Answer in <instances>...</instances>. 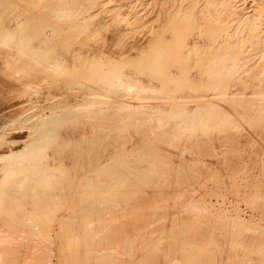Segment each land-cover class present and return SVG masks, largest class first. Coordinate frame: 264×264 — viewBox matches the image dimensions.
<instances>
[{"label": "bare ground", "instance_id": "6f19581e", "mask_svg": "<svg viewBox=\"0 0 264 264\" xmlns=\"http://www.w3.org/2000/svg\"><path fill=\"white\" fill-rule=\"evenodd\" d=\"M110 1L111 0H28V1L27 0H0V16L1 15L3 16V17L1 16L2 19H4V17L7 18L6 21L2 20L4 25L2 26V28H0V41H4V42H1V44L2 43L7 44V46H8L10 44L5 43V41L12 40L13 45H16V43H14L15 42L14 40L16 39L14 37L16 35V32H14L15 33L14 34L11 31L12 26H14L15 28H17L16 26H18V25L21 26V28H20L21 31L19 32L20 34H18V36H20L19 41L18 40L17 41L20 43V45L22 43L26 42L25 44H28V47H29V45L31 43H33V41L35 43L38 42V39L41 36H44L47 38L46 35H50V36L52 35L53 36L54 34L56 35V37L54 35V38L59 39V41L57 42V44L59 43V45L62 44V43H60V40H62L65 43V41H68V39L74 38V37H75V39H77V40H75V42H77V41L79 42V40H81V39L83 40V37H81L80 39L77 38V37H80V35H81L80 31H82V35L84 36V34H86V33L88 34L89 28H87L88 30L86 31V33H83L85 31L83 29L92 25V26H94L95 31H96V29L97 30L100 29V31L102 30L101 32H104L105 40L107 41V43L108 42L109 43L116 42L118 39L117 42H119V40H122V44H123V41L125 42L124 39H126V37H127L126 34L129 33L130 36L128 35V37L131 39L129 40L127 37L129 42H127V44H126L127 47H125L128 49V52L125 51V53H128V54H125L123 51L122 52H123V55L125 54L126 56L129 55L128 57H131L133 55L132 52H135V51H130L131 52V54H130V52H129L130 48L132 47L131 50H135L134 47H135L136 43H138L139 41L142 40L141 38H139V39H141L139 41H137L138 39L132 40V37H134L133 34L135 35V32H138V29H140V32L137 35H140V33L142 34V31H143V30L141 31L142 26L141 27L138 26V28H137L138 24L135 23L136 24L135 25L133 22L137 21L139 19H141L143 21V19L140 17L141 16L140 14L142 12H144L146 9H148V7H145L146 9L144 8L145 10L142 11L141 13L139 12L140 13L139 14L135 10L136 4H139V2L137 3L138 0H135V3H136L135 4L134 0H132L133 1L132 3L135 4V5L133 4L135 11L133 10L134 11L133 12L132 9H130V12L131 11L133 13L136 12L135 14H139V18L137 17L138 15L137 16L135 14L131 15V16H136V18H137L136 20H133L131 22L135 25L133 27L134 28L136 27L137 29L136 28L135 29L137 31H135V30L132 31L133 27L131 26L132 32L128 29L129 32L127 33L125 24H127V27H129L130 23H128V22L124 23L125 21L123 18L122 19L123 22H122V20L120 21V22H122L123 26H120V27L121 28L125 27V29L124 28L121 29L119 26H117V27L115 26V24H118V23H116L117 21H115V20H119V19H115L114 18L115 16L112 15V13H114L115 10H113L112 7H110V5H108ZM125 1L123 3H125ZM129 1L130 0H128L127 2L130 5L131 2H129ZM147 1H148V3H150V2L152 3L154 0L153 1L147 0ZM155 1H157V0H155ZM170 1H173V4H174L175 0H170ZM170 1H169V3H170ZM180 1H181V3H179L178 7L176 6L177 7L176 9H179L181 7L180 12H181V10H184V11H182V13H180L177 10L179 12V14H181V17H180V15L177 13L180 17V19L178 20L179 22L175 18L174 20L177 21V23L176 24L173 23L175 26L172 29H170L172 31L165 32L162 35L163 41H165L164 44H166V46L167 45L168 46H172V45L176 46V44L179 45L178 43H181L184 45L185 42L187 43V40L189 42L190 41L194 42L193 40H191V39L189 40V38H188V37H190L189 33L191 32V30L193 31V29H191V28L192 27L194 28V26H193L194 24L191 23V24H193L192 26L190 24L191 18H189L188 15L191 11H192L191 14L195 11V7H194L195 1L190 0L191 2H188V5L190 4V6H188L187 2L185 1V4L188 7L187 9L185 7V4H184L185 9H182L183 8L182 3H184V1L183 0H180ZM196 1L198 2V0H196ZM208 1L209 2H207V0H206L207 4H205V2H203V1L202 2L204 4L200 3V2L199 3L203 4V5H210L214 8H217L219 10V12H218L219 15L222 14L224 16V19L222 21L223 22L222 25L220 24V26H218V27H209L208 28V33H207L208 36L213 38L214 40L220 39L221 41H223L227 44L232 43V46L224 49V53L220 57H218V60H216L217 63L221 61V67L220 68L218 67L219 69H217L214 72V74H212L211 76L210 75L208 76V77H210L209 78L210 83L208 82L205 90H206V93H207V90H210V89H212L214 91V92L212 91L213 94L211 95V98H209L210 96L208 97V95H206V94H202V95L197 94L195 96H191L188 98V96L186 97L187 94L185 96H183L184 92L182 91V89H181L182 87H181L180 90L183 93H181L180 90L177 89L178 90L177 91L175 89L178 93L181 94V95L178 94L179 95L178 97L181 99H179L177 97L176 98L177 100L175 101V102H177V104L179 103V105L175 106L172 104L174 102V101L172 102V99L174 100L175 95L174 96L172 95V97H169L170 94H168L169 96L166 97L167 94H165V93L168 92L167 89H170V87L172 85L173 86L171 87V89L177 88V87L179 88V86H181V81H180L181 78L178 77L179 74L177 76V72H178L177 69H173L177 72L175 74H172L173 72H175V71H173L171 73L172 75L169 74L171 76V77H169V79H171L172 81H169V83L166 81V80H168V79H166L168 76H166L167 74H165L167 70L165 71L162 68H164V66L167 64H164L163 61H162L163 63H161L159 60L160 58L162 60L163 57L165 58V56H167L164 54V52H161L165 48V45H164V48H162V50H161V48L159 49L161 54L159 53V51H158V53H156L157 51L155 52L156 53L155 56H154V54H150L151 56L153 55L154 57H156L158 54L161 55L158 59L156 58L154 60V59H152L153 56L150 57V55H149V53H152L151 48H150L151 51L150 52L148 51L149 53L147 52V54H146L145 52H143L144 50H146L145 48H143L144 46H142L143 44H145V43H143L141 46L144 50L141 53H142V55H144V58L142 57V55H140V57L143 58L142 59L143 61H144V59H149L150 61L152 59L153 60V61H151L152 63L151 62L149 63V65H151V67H152L153 63H154L153 64L154 66L155 65L157 66L158 64H155V63H156V61L158 63V60H159L161 65L162 64L163 65H162V67L160 66L158 68L162 69L163 72L165 71V73H163L162 71H160V73L162 72L163 74H165L164 76H166V78L162 77L163 76L162 73L161 74L159 73L162 76H160L158 74L159 70L157 69V67L155 69L157 71V73H154V74H158V75L157 76L154 75V77H152L153 73H151V72H156V71H153V69L155 67H152V70H149V69H151V67L146 66V65H148L147 64L148 61L145 60L146 62H144V63H146V64H143L141 58H140L141 61L140 60L139 61L142 62L143 65L139 63L141 66L138 68L141 69V67L142 68L144 67V69H143V70H145L144 72L149 70L150 73H149V71L144 73L142 70H140V72H139V70L135 71V69H137V68L132 69L134 67V66L133 67L131 66L132 62H130V65H129V61H127V63H128L127 64L126 61H124L125 58L121 59V60H123L122 63L125 62L126 65L125 64H123V65H125L126 67H129V68L132 67L131 70L128 69V70H124L122 72V69L126 68L124 66L123 67L119 66V68L122 67V69H119L118 67H117L118 69H115L116 67L112 61V58H113V60H115L116 58L114 59L115 56L111 57L110 54H109L110 56L108 55L109 56L108 57L106 55L107 54L106 51H108L107 50L108 47L105 48L106 46H104L103 49H106L105 55L108 58H110V61L112 62V64H111V62H109L108 64H110L111 66L113 64L114 65L111 68L107 67L109 69V70L107 69L108 71L105 70L104 68H106V66L108 65V64L104 65L105 60L104 61L102 60L103 61L102 64L100 63L101 60L98 63V61L100 59L99 56L101 58H103V56H101L99 54L95 55L100 50H98V51L95 50V52L93 51L94 53L92 54L91 57H93V55H94V57L95 56L98 57L96 59L97 60L96 64H99L100 67L98 68L96 66L98 68L97 69L98 71L93 70L94 73L92 75L95 74L97 79H96L95 75L92 77H89L91 75L88 76L90 78V79L88 78L89 83L92 82L91 84H88V85L86 83L87 87L89 86L88 89L90 88L91 90L97 91L98 94H101V95H106L109 97L112 96L116 99V100L114 99L115 100L114 102L121 103V104L123 103L124 105L126 104L125 106L127 107V105H128V109H129L130 104L125 102L123 96L129 95L128 98H132V94H135V95L137 94L138 96L136 95L135 97L136 98L138 97V99L133 97V98H135V102L132 99L133 104L135 103L133 106L137 105L136 102L139 103L141 101L139 103L140 104L139 108L141 109L140 106H142V104H143L142 103L143 99L147 98L144 101L148 103L149 101H147V100L148 99L150 100L149 96L151 94L148 97L143 96L142 100H141L142 97L139 98V96H140L139 94L142 93V91H144V93H146V91L147 92L149 91V93L151 91L154 92L155 90H157V88L155 90H153L154 88L153 87L150 88V85L151 86L153 85L154 87L159 85L158 92H154L152 94H156V93L159 94L160 93V95H161V93H163V92L162 91L159 92L160 89H163V90L165 89V92L163 93L164 95H161V96H165L164 98H168V99L172 98L171 100L169 99L170 101L168 100V102H164L165 105L169 106V108H162L163 110L162 109L160 110V107H155V106H157V104H155V103H160V102L157 101L158 98L155 101L153 100V98H155V95H154V97H151V96L150 97L152 98L151 100H153V103L155 106H152L153 103L152 104L150 103L151 105L148 103L149 106H151L150 108L153 109V107H155V109L153 111L150 109V111H151L150 114L146 115L145 111L142 112V110H145L146 106H148L147 103H145V104H143L145 108L141 109L140 111L139 110L137 111L138 115H141L143 113L141 115V117L136 115L137 113H133L132 112L133 110L131 111L132 116H130L131 112L129 113L127 108H126V110L129 113L128 116L127 117H121L124 114L123 111H125L124 106L122 105L123 108L120 107L122 109L121 112H123L122 115H119L117 113L119 106H116L118 108V109L116 108L117 109L116 112L113 111L116 115L120 116V117H117L114 114L113 115L107 114L109 112L108 108L113 103V101L111 102V99L109 100V102H106V103H105V101H107V100L102 101L105 104H107V103L111 104V105H109L108 108L106 107L107 109L104 108L106 111L103 109L105 111L104 115H102V114L100 115L99 113H97V112H100L102 110L103 106H101V104L103 105V103L99 104L98 103L99 101L97 102V100H95L97 102L98 106H101V107H98L101 110L100 111L95 110V112H94L93 109H95V107L93 108V106H94L93 102L89 101L93 105L91 107V105H89L91 103H89L87 100V102H85V103L86 104L89 103V104H87L86 106L91 107V109L89 108L87 111L89 112V114L93 111V115L91 116L92 113L90 114V116L92 117L91 120H90V117H88L86 114L88 112L85 111L86 106L84 104L85 108L84 107L83 108L80 107V108H81V110L83 109V111L86 112L85 113L86 117H85V115L83 116V113H82L83 117H81V119L82 118L86 119L88 117L87 120H90V121L88 122V121L84 120L85 121V123H84V121L82 119V123L84 124V127L81 126L83 129L81 127H79L80 125H83L80 122V125L78 124L79 126H78V131H77V128H76L77 123L74 126L72 124L75 123L74 120H76V119L79 120L80 116L78 115L77 118L75 117L73 120L74 122L73 123L70 122V125L74 128H72V129L69 128V129H71V130L76 129V131H77L76 134H74L73 131H71L69 129L68 130L71 132L67 131L68 132L67 133V132H65L66 128H65V130H63L64 128L62 129V127H61V129L64 131L65 134L59 135L60 138L58 140L56 139L57 140L56 142L54 141L56 143V145H55L56 149L54 150V148H53V154H52L54 156L53 157L51 156L52 159L46 158V161H44L45 160V154L47 152H49L50 147L45 148L39 142L40 141L39 140L40 139V132H41L40 127L44 123L48 122V119L45 118L44 114L38 116V118L40 119L39 121L42 123H36V124L30 123L31 121L34 120L33 115L31 117L29 116L30 118L28 120H26L27 124H29L27 126L29 132H28L27 138L21 140V143L24 144V147L22 146V149L12 150L16 142L15 143L13 142L12 144H10L12 141H10V143L8 142L13 147L11 148V150L9 152L0 154V264H50L51 262L49 263L50 260L48 258V257H50V254L48 255V253H49L48 251L51 252V250H52L51 247L53 244L52 234H51V227H52L51 225L53 222L56 221L58 215L62 216V214H59V212L61 210L65 211L64 208H66V210L68 209L69 211H68L67 215L62 216V218L59 217V219L61 218L58 222V225L60 223V225H59L60 227L58 226L59 230H57L59 233L57 237L62 240L61 246H60V254H61V252H63L65 250L64 254L62 255L63 264H130V263L132 264L133 260H134L133 264H175V263L176 264H217L216 263L217 257H219V256L227 264H231L232 263L231 254H228V251L226 250L227 245H226L225 240H224L225 235H224V233H222V232H224L225 229H226V231H225L226 234L230 238L229 246H232V247L235 246V249L237 250V251L235 250V252H237V255L235 253H233V258L235 255L237 261H239V259H240V261H239L240 264H264V229H263L264 227H261L258 224L255 225L252 222H248V221L246 222V220L243 221L240 217L237 216V217H234V218L226 221L225 229L221 228L219 225H218L219 228L217 227V229H216V228L212 227L211 220H215V222H218V221L220 222L221 219H224V217H223V214H221L222 213L221 211L215 210L214 205L212 207H210V204L207 201V196H209V197L216 196L217 197L220 194L218 191L219 190L218 188L220 186V183L223 182V181L222 182H220V181L224 175H223V173L221 174L220 170H219V168H221L220 166L223 165L222 162L221 163L219 162L220 164L218 163L219 159H220L219 161H221V159L223 160V158H224L225 159V160H223V161H225L224 164H226V166H228L230 170H231V168H233L232 174L230 173L232 170L231 171L229 170L230 174L227 172L228 177H229L228 182L230 181V179L233 180L231 182L235 183V181H236V178L234 177L233 173H236L235 170H236V168H238L237 166L239 164V160L242 158L240 154L243 151V150L241 151V149L239 147L240 143L237 142L238 139L236 140L237 136L240 135L239 134L240 133L239 128H241V126H242L241 124H243L241 122H244L245 121L244 119H246L247 121L251 122L252 125H254V126L260 125L259 126L260 129H261V126H263L262 129H264V83H263L264 80L263 79L260 80V81H262V83L260 81H257L258 82L257 87H255L256 85L253 84L254 85L253 90H252L253 93H251V94L247 93V95H250V97L244 93V92L249 91V88H248L249 86L248 87L245 86V89H247V90H245L243 87V90H245V91H243L242 86H244V85H243V83L242 84L240 83L241 81H244V84L247 83V85L249 82L250 83L251 82L256 83L255 77H257V79H258L259 75H260V73L259 74L256 73L258 70L257 71L254 70L255 73H253V72L247 73V72L251 69V67H253L254 63L257 62L253 59H257L258 57H261V58H259V60H261V64L264 63V56H263L264 55V19L262 20L260 18L263 13L261 14V16H258L255 13L258 8L255 9L256 6L254 5L255 7H253V9L256 10L254 12L253 9L251 7H249L250 6L249 3L252 2L254 4L255 1L254 2L251 1L247 4H246L247 0H208ZM159 2H160V0H159ZM163 2H164V0H163ZM163 2H161V3L162 4L166 3V2H164V3ZM177 2H175V3H177ZM142 3L146 4L144 2H142ZM161 3L158 5L160 6ZM255 3H257V2H255ZM110 4H111V2H110ZM166 4H168V2ZM177 4H175V5H177ZM180 4H181V6H180ZM121 5H123L122 2H121ZM129 5L126 6V3H125L124 7L122 6L123 8L120 7V9L121 10L124 8L126 9V7H129ZM133 5H132V8H133ZM256 5H258V4H256ZM111 6H112V4H111ZM138 6H141V8ZM138 6L137 7L141 11L142 10V4H139ZM143 6H146V5H143ZM156 6H157V4H155L154 7H156ZM159 6H158V8H159ZM173 6L174 5H172V6L170 5L171 9L173 8ZM113 7H114V5H113ZM130 7H131V5H130ZM161 7H162V5H161ZM168 7L166 5L165 8L164 7L163 8L168 10L169 9ZM206 7L201 6L202 10ZM151 8L153 9V7H151ZM151 8L146 10V11H148V13H149L151 11ZM198 8H200V7H198ZM262 8H263V5H262ZM114 9H116V8H114ZM128 9L129 8H127L126 10H128ZM139 9H138V11H139ZM155 9L156 8H154V10ZM157 9L155 11H157ZM171 9H169L170 12H171ZM260 9L258 11H260ZM160 10L157 12H160ZM198 10H200V9H198ZM210 10H211V7H210ZM263 10H264V8H263ZM122 11H124V10H122ZM122 11H120V12L123 13ZM155 11H151V12H155ZM177 11L174 10L175 13ZM205 11L207 12L206 9H205ZM157 12L154 13V14H156V17H158ZM170 12L168 11L166 13H170ZM197 12H199V11H197ZM208 12H210L209 9H208ZM261 12H264V11H261ZM161 13L162 12H160L159 14H161ZM200 13H203V12L200 11ZM210 13H212V12H210ZM115 14H117V13L115 12ZM126 14L129 15L130 13H126ZM126 14H123V15L126 16ZM151 14H148V15L150 16ZM154 14H153V16H154ZM171 14H173V16L172 17L170 16V19H169V21H171L170 22V28L172 27L171 26L172 21L174 22V20L171 18H173L175 15H177V14L174 15V13H171ZM204 14H206V13H204ZM123 15H122V17H125ZM144 15L142 14L143 17H144ZM168 15H170V14H166L165 16L167 17ZM219 15H218V17H221ZM163 16L161 18H163ZM129 17H130V15L128 17H126V20H130L132 18L131 17L129 19ZM154 17H152V15H151V18H154ZM156 17L154 19H156ZM204 17H206V15ZM263 17L264 16H262V18ZM91 18H93L92 23H91ZM133 18H135V17H133ZM158 18L160 19V16ZM188 18H189V21H188ZM206 18H208V17H206ZM210 18L212 19L213 17H210ZM147 19L150 20L149 17ZM163 19L165 20V17ZM145 20H146V18H145ZM148 20H146V22H147L148 26L150 27L152 25L153 26L155 25V23H156L155 21H160L162 19L154 20V21L152 20V22L153 23L155 22V23L154 24L152 23L151 25H150L151 21L148 23ZM164 20H162L163 25L160 26V28L163 27L162 29H164L167 26V24L169 26L168 19L166 20V21H168V23H166ZM114 21H115V23H114ZM138 22H141V21L139 20ZM146 22L143 25V26H145V27H143L144 29L146 28V25H145ZM160 22H158V23H160ZM164 24L166 26H164ZM62 26H65L66 29L65 28L64 29H65V31L67 30L68 32H65ZM153 26H152V28H153ZM60 28L63 29V31H64V32L62 31L63 33L58 32V30L61 31ZM156 28H155V32H156V30L162 31L161 29H158V28L156 29ZM90 29H92V31H93V28H90ZM18 30H19V28H18ZM146 31H148L147 33L150 34L149 30L146 29ZM151 31H154V29H152ZM165 31H166V29H165ZM130 32L132 35L130 34ZM143 32L146 33L145 31H143ZM96 33H99V31H97ZM147 33L144 35L147 36L148 35ZM151 33H153V32H151ZM158 33L160 34L161 32H157V34ZM91 34H93V33L91 32ZM95 34H94V36H95L94 38L96 39L98 35L96 36ZM192 34L193 33H191V36H193ZM101 35H99V36H101ZM50 36L48 37L49 40L46 39L47 42L42 40V39H44L42 37H41L42 39H39V41L40 40L43 41L41 43H43L44 47L47 45L48 41L49 42L51 41L50 39L52 37H50ZM142 36H143V34H142ZM150 36H151V34L149 35V37ZM160 36L161 35H159V37ZM102 37L100 39H102ZM204 37H205V35H204ZM54 38H52V39H54ZM92 38H93V36H92ZM156 38L154 36V39H153V37L150 39L154 40L153 43L158 44L157 42L160 40H157ZM88 39L89 38H87V40ZM145 39H146V37H145ZM54 40L52 41L51 46L49 44L50 49L52 47H54V45L52 46L53 43L56 44V42H54ZM57 40H55V41H57ZM156 40H157V42H156ZM88 41L91 42V40H88ZM88 41H87V43H86V41H84V42L88 45L90 43ZM95 41H97V40H95ZM98 41H100L99 38H98ZM196 41H197V39H196ZM44 42H46L45 45H44ZM75 42H73V44H71L72 43V41H71V43H68V45L72 46V48L74 49L73 45L76 44ZM78 42H77V44H78ZM144 42L147 43L148 41H144ZM19 43H18V45H19ZM35 43L31 44V46L32 47L34 46L33 48H35L37 46V48H38V45L40 43H37L38 45H36V46H35ZM85 43H83V45ZM93 43H94V40H93ZM148 43H151V42H148ZM191 43H189V44H191ZM57 44L55 47L58 50V47H61L63 44L61 46L58 45V47H57ZM79 44H80L79 47H81L80 42H79ZM95 44H97V43H95ZM100 44H103V43H100ZM113 44H114L113 48L119 45V43H118V45H115V43H113ZM122 44H120V45H122ZM155 44L153 47V51L155 48L156 49L158 48L157 46L155 47ZM247 44L251 45V49H248L246 47ZM23 45H22V47L24 49V47L26 45H24V46ZM137 45H136V47H137ZM161 45L159 47H163L162 42H161ZM195 45H196V43H195ZM214 45H216V43H214ZM31 46L29 48H31L33 50V48ZM47 46H46V48L49 47V46L48 47ZM93 46H94V44H93ZM110 46H111V44L109 45V47ZM124 46H125V44H124ZM147 46L151 47L152 44L151 45L147 44ZM181 46L182 45H180L179 47L182 50L183 47L181 48ZM184 46L189 48L188 46H190V45H188V46L184 45ZM4 47H5V45H4ZM4 47H2V48H4ZM28 47H26L25 49L27 50ZM86 47L83 49L81 47V49H82V51L84 50L85 54H88L87 51H90V50L86 49ZM212 47H214V46H212ZM212 47H210V48H212ZM8 48L11 49L12 47L10 46ZM39 48H38V50L37 49H35V50L38 53H41L42 51L40 52ZM72 48L68 47L67 49L66 48L61 49V50L59 49L60 51H62V50L64 51L66 49V52L65 51L63 52L65 54L63 55L62 53H60V55L62 54L65 57V55L67 53L69 54V52L73 51ZM75 48H76V46H75ZM89 48L91 49V52H92V49H94L95 47L92 48L90 46ZM100 48H102V45ZM117 48H119V47H117ZM138 48H139L138 50L136 49L137 51L142 50L140 46ZM9 49H8V53L10 52ZM14 49H15V53L18 50H19V52H17V53H20L21 46L19 49V47H17V45H16L14 47ZM23 49H21V50L24 53L26 50L25 49L23 50ZM31 49L28 51L31 52L32 51ZM69 49H72V51H68ZM150 49L148 48L147 50H150ZM172 49H174V48L172 47ZM5 50L7 51V49H5ZM175 50H177V52H178L177 47ZM28 51H26V53H28ZM36 51H32V54H33V52H36ZM74 51H75V49H74ZM101 51H104V50H101ZM166 51H167V48H166ZM185 51H183V52H185ZM189 51H191V52H189ZM189 51L188 52L190 54H188V55L189 56L193 55V53H192L193 51L190 49H189ZM37 52L34 54L35 55L37 54V56L38 55L40 56V54H38ZM78 52H80V51H78ZM78 52L75 51V54H74V52H72V56L70 53L69 55L71 58L68 57V55H66L65 59L68 57L69 60L70 59H72V60L69 61L68 59H66L65 62H67V60H68V62H72L73 60L77 59L78 57H79V60L81 61L82 59L87 58L86 56L89 55V54L83 55L85 57L84 58V57H82L81 54H77ZM91 52H90V54H91ZM198 52H199V50H198ZM198 52L195 50L194 54L197 53V56H199ZM4 53H6V52H4ZM4 53H3V55H4ZM8 53H7V56L5 54L6 57H4L5 60H3V62H4V64H3L4 69L3 70H5V72H3V74L7 72V74L10 73V75L12 74L14 77H17V78H18V76L22 77L23 75H25V76H29V79H31L30 76H32L34 79L41 77V76L37 77V76H39L38 75L39 72H41V74L43 73L42 72L43 69H41V67H40V61L41 60H38L39 61L38 62L39 63V68H38L39 71H38L36 69L37 67L35 68V66H34V69H33L30 65H26L27 63L24 64V61H22V60H21V63L19 64L18 62L20 59L17 61L18 65H16V64L13 65L14 60H9L11 54H8ZM26 53H24V54L27 55ZM46 53H47V51H46ZM99 53L103 54V52H99ZM108 53H110V52H108ZM115 53H117V52H115ZM120 53L121 52H119V54ZM135 53H137V52H135ZM162 53L165 56L164 55L162 56ZM204 53H205V51H204ZM12 54H14V50H13ZM34 54H33V56H34ZM73 54H74V56H73ZM114 54H112V55H114ZM117 54H115V55L118 56ZM179 54H177V55H179ZM75 55H77V56L79 55V56L75 57ZM136 55H138V54H136ZM145 55H147V56L149 55L148 56L149 58H145ZM33 56H31V58L34 60L35 56L34 57ZM42 56H43V53L41 55V58H47V56H45V57L44 56L42 57ZM63 56H62V58H64ZM80 56L82 57V59L80 58ZM133 56H134V58H133ZM133 56H132L133 59L132 58L131 59L136 62L137 58L135 60V57H137V56H135V54ZM12 57H13V55H12ZM38 57L36 59H38ZM74 57H75V59H73ZM91 57H89V59H91ZM121 57H122V55H121ZM117 58L119 59L118 61L121 63L119 56ZM138 58H139V56H138ZM173 58H174V56H173ZM59 59H60V61L58 60L59 64H57V66L55 63H54V65L52 64L54 66V68H59V67L64 68L65 63L62 65L60 64V62H62L64 59L62 61H61V57ZM127 60H129V58ZM171 60H172V58H171ZM46 61H47V59H46ZM46 61L44 60V63H43L44 66H46V68H50V69L53 68L52 65L51 66L48 65L51 62L48 63V61H47L48 64L46 65V63H45ZM51 61H53V60H51ZM54 61H55V59H54ZM84 61H81V66L77 65L79 67V68L77 67L78 69H80V67L83 66L84 67V68L82 67L83 71H84V69L86 70V67H89V66H84L87 64L88 60L86 62H84ZM90 61L91 60H89L88 64L90 63L89 65L92 67L93 64H95V60H94V63L92 65H91ZM251 61H255V62L252 63ZM22 62H23V64H22ZM35 62H36V60L34 61L33 65L37 64V66H38V63L36 62V64H35ZM41 62H43V61H41ZM75 62L77 64V60ZM75 62H72V64ZM82 62H84V63H82ZM107 62L108 61H106L105 63H107ZM211 62H214V64L216 63L215 60L211 61ZM169 63H171V62H169ZM257 63L260 64V61ZM43 64L41 63V65H43ZM69 64H67V66H66L67 68H68ZM78 64H80V63H78ZM82 64H84V65H82ZM139 64L137 61V63H135V67H136V65L138 66ZM75 65H73L74 68L76 67ZM101 65H102V67H101ZM103 65H104V68H103ZM110 65H108V66H110ZM120 65H122V64H120ZM132 65H133V63H132ZM70 66H69V70L72 69L71 68L72 66L71 67ZM116 66H117V63H116ZM145 66H146V68H145ZM170 66L171 65H169V67L168 66L167 67L170 69V68H172ZM257 66H259V65H257ZM262 67H263V64H262ZM0 68L2 69L1 66H0ZM46 68L44 69V72H45ZM82 68H81L80 72H77V73L81 74ZM168 68H166V69H168ZM173 68H175V67H173ZM261 68L256 67L255 69H259L261 72ZM8 69H10V70L7 71ZM13 69H14V71H13ZM40 69H41V71H40ZM50 69L47 70V71H49V73H47V74H50ZM53 69H51V72L56 71ZM64 69L61 71H64ZM240 69H243L246 72L245 73L244 71H242L245 73L247 78L246 77L243 78L242 75H240L243 73L238 74L236 77V74L238 73V71ZM59 70H60V68L58 69V71ZM67 70L68 69H66L65 71H67ZM69 70L67 72H69ZM89 70L90 69L88 68V72H89ZM170 70H172V69H170ZM208 70H209V68H208ZM252 70H253V68H252ZM37 71H38V73H37ZM91 72H92V70L89 73H91ZM62 73H64V72H62ZM73 73L76 74V71L75 72L73 71ZM73 73H71V74H73ZM84 73H87V72L85 71ZM147 73H149V75ZM185 73H187V72H185ZM262 73H264V72H262ZM54 74H56V72L53 73V75ZM145 74H147V75H145ZM150 74H151V76H150ZM200 74H202V73H200ZM207 74H208V72H207ZM0 75H1V73H0ZM45 75H46V73H45ZM59 75L61 76L62 74H59ZM54 76H56V75H54ZM60 76H58V77H60ZM64 76H66V75H64ZM64 76L62 77L63 79L64 78H65V80L69 79V78L66 79V77H64ZM67 76L70 77V74L67 73ZM73 76H71V80L74 81V82H71L72 84L77 82V81L72 79ZM75 76H79V75L77 74ZM80 76H79V78H80ZM158 76L161 78V80H159L160 83L157 80V78H159ZM188 76H189V74H188ZM200 76L201 75H199V78H200ZM205 76H206V73H205ZM261 76H262V74H261ZM261 76H260V78H261ZM8 77H10V76H8ZM8 77H7V79H8ZM43 77H42V79H44ZM93 77L95 78V82H93V79H94ZM155 77H157V78H155ZM81 78L83 80H85L84 76ZM86 78H87V76H86ZM184 78L185 77H183V79ZM190 78H193V77H190ZM46 79L48 80L47 77H46ZM82 79H80L79 83L83 82L85 84L84 81H81ZM178 79H179V81H177ZM194 79H193V81H194ZM197 79H196V81L198 82L197 86H196V84H194L193 86H196V88L199 89L200 82ZM251 79H254V82ZM37 80H39V79H37ZM76 80H78V78ZM90 80H91V82H90ZM0 81H2V80H0ZM85 81L88 82L87 79ZM165 81L167 83H165ZM173 81H175V82L172 84L171 82H173ZM182 81L184 82L185 79ZM27 82H29V81L27 80ZM44 82L45 81H43V83ZM177 82H179V83H177ZM189 82H190V80H189ZM189 82H188V84H190ZM40 83H41V81H40ZM83 83H81V84H83ZM154 83H156V86ZM157 83H158V85H157ZM193 83H196V82H193ZM204 83H206V82H204ZM252 83H251V85H252ZM31 84H32V82H31ZM39 84H38V86H39ZM63 84H65V83H63ZM69 84H70V82H69ZM75 84H78V83H75ZM168 84H170V85H168ZM174 84H176V85H174ZM178 84H179V86H178ZM185 84H186V86L188 85L187 81H185ZM238 84L241 86L240 89L243 92L238 88L239 87ZM259 84H261V85H259ZM31 86L33 87L34 83ZM36 86L37 85H35V87ZM40 86H41V84H40ZM81 86L82 85H80V87H79L80 89H81ZM193 86H191V87H193ZM188 87H187V90H188ZM41 88L44 89L45 87H41ZM86 88H84V89H86ZM191 89L193 90V94L197 90L195 88H191ZM201 89H200V91H201ZM46 90H47V88H46ZM86 91H87V89H86ZM86 91L84 90V93ZM170 91L175 94L174 90H169V92ZM239 91H241V92H239ZM10 92H13V91H10ZM15 92L16 91H14V95H15ZM188 92H190V91H188ZM220 92L222 94H224L223 96H225L224 97L225 99L223 98V96L222 97L219 96V97L222 98L221 99L222 101L223 100L225 101L226 106L230 105V107H227V108H229V110H227L225 108V106H221V107L215 106V104H214L215 99L214 98L216 96L217 100H219L218 99L219 97H217V96L221 95ZM86 94H88V93H86ZM158 94H156L157 97H159ZM190 94H192V91L190 92ZM112 97H110V98H112ZM160 98H159V100H161ZM127 100L128 99H126V101ZM136 100H138L139 102ZM151 100H150V102H151ZM178 100H181V101L178 102ZM79 101H81V100H79ZM166 101H167V99H166ZM51 102H52V100H51ZM161 103L159 105H161ZM164 103H162L163 106H165ZM221 103H224V102H221ZM121 104H119V105H121ZM218 104H216V105H218ZM47 105H44V106H47ZM62 105H63V102H62ZM82 105H83V103L81 104V106ZM133 106H132V108H133ZM54 107H55V105H54ZM64 107H66V106L64 105ZM113 107H115V105ZM113 107L111 109L110 108L109 109L114 110ZM136 107H138V106H136ZM231 107L233 109H231ZM42 108H44V107H42ZM56 108L58 110V105ZM51 109H53V107H51ZM51 109H50L51 113H54V110H51ZM96 109H97V107H96ZM121 109H119V111ZM147 109L149 111V108H146V110ZM130 110H131V108H130ZM134 110H135V108H134ZM144 112H145V114H144ZM94 113H96V114H94ZM139 113H141V114H139ZM37 114H39V113H37ZM125 116H126V111H125ZM27 118H25V119H27ZM58 118H60V115L55 114L52 116V118L50 120L52 121L53 119L55 120ZM23 120H24V118H23ZM70 120L72 121V119H70ZM78 120H76V122ZM241 120H244V121H241ZM79 121H81V120H79ZM26 125H25V127H26ZM243 125H245V122ZM247 126H245V127H247ZM249 127L252 128V126H249ZM79 128H81L82 130L80 131ZM251 128H249V129L250 130L256 129L255 127H253V129H251ZM238 129H239V131H237ZM257 129H258V127H257ZM46 130H48V129H46ZM250 130H248V131H250ZM241 131H243V130L241 129ZM245 131H247V130H245ZM261 131L264 132V130H260V132ZM58 132H60V130H58ZM242 134H244V133H242ZM247 134L249 135V133H247ZM252 134L256 135V131H254V133L252 132L251 135ZM261 134H257L258 137ZM56 135H57V133H56ZM244 137H245V135H244ZM261 137H263V136H261ZM247 138L248 137L246 136V139ZM215 139H217V140H215ZM218 139L221 141V143L223 141L222 145L221 144L218 145V143L215 142V141H218ZM261 139H259V140H261ZM15 141H17V140H15ZM54 142H53V144H54ZM214 142L217 143V145H218L217 147L219 149L221 148L220 150L222 151V153H224L225 157L218 158L219 157V153H218L219 149H218V151H216L215 148H217V147H216V144ZM243 142H245V141H243ZM16 145H17V143H16ZM251 145H253V144H251ZM66 146L67 147L71 146V148L68 149V148H66ZM256 146H254V148H256ZM222 148L223 149L225 148L224 151L222 150ZM258 149H262V148H258ZM244 151L247 152L248 150L245 149ZM250 151H252L251 148H250ZM250 151L248 153H249V156L251 157V155L254 153L255 150H253L252 154ZM257 151H260V150L256 149L255 152H257ZM246 152H245V154H247ZM217 153H218V156H217ZM222 153H220V157H222L221 156V155H223ZM260 153H262V152L260 151ZM260 153L257 152L256 154H260ZM48 154L49 153H47V156H49ZM128 154L133 155L134 158L132 160H127L126 155H128ZM214 155L218 158V159H216V161H217V164L220 165V166L218 165L219 168L217 167V165L215 166V163H211L213 160L212 161L209 160V159L214 158V161H215V157H213V158L211 157ZM239 157H241V158L238 159ZM252 157H253V155H252ZM252 157L249 159L250 163L246 167L250 168L251 163L254 162L252 160H257V159H254L256 157H254L253 159H252ZM40 164H42V166H43V169H44L43 171H37L36 170L40 166ZM245 165H247V164H245ZM222 168H221V171H222ZM122 170L123 171L126 170V171H124V172H126L125 174H127L126 178H121L123 176ZM223 171H224V169H223ZM121 172H122V174H121L122 176L120 177ZM33 176H35V177H33ZM100 176L106 177L105 180H107V185H104L103 182L100 179H98V177H100ZM226 178H227V176L224 178V180H225L223 182L224 184L227 182ZM208 179H210L212 182H214L215 185L213 183L214 188H212V189L210 188L208 191H206L207 190L206 189L207 188L206 182ZM225 185H227V184H225ZM252 187L254 188L255 186H252ZM253 190H256L255 194L250 195V197H254V200L256 199V201L258 200V205L261 206V208L262 207L264 208V186H261L258 188L256 187ZM247 191H250V190H247ZM195 192L200 193V196L198 198H196L194 196ZM252 200H253V198H252ZM55 224H57V222L54 223V227H55ZM221 229H223V231ZM49 249H51V250H49ZM125 254L130 257L128 262H130L131 259H132L131 260L132 262L126 263L124 261L125 260L124 258L127 257ZM237 256L239 257V259H237L238 258ZM126 259L128 260V257ZM234 261H235V258H234Z\"/></svg>", "mask_w": 264, "mask_h": 264}, {"label": "rangeland", "instance_id": "374dc122", "mask_svg": "<svg viewBox=\"0 0 264 264\" xmlns=\"http://www.w3.org/2000/svg\"><path fill=\"white\" fill-rule=\"evenodd\" d=\"M28 1V0H27ZM125 0H111L110 2H111V4H112V6H111V4H110V2H109V4L108 5H110V7H112V9L113 10H115V12L117 13V14H115V12L114 13H112V15L113 16H115L114 18L115 19H119V20H115V21H117L116 23H118V24H115V26L117 27V26H123V24H122V22H123V18H124V23H130L129 24V27H127V24H125V27H126V32L128 33L129 32V30L131 31L132 30V27L133 26H135L136 24L135 23H137L138 25H137V28H138V26H142L141 27V31L143 30V31H145L146 33L148 32V31H146V29L147 30H149V32H150V34H151V36L153 37V39H154V36H155V38L157 39V40H160V41H158L157 42V40H156V42L158 43V44H155V43H153L154 42V40L153 39H150V38H152L151 36L149 37V33H147L148 35L146 36V35H144V34H146V33H144L143 31H142V34H143V36H142V34L140 33V35H137V34H139V32H140V29H138V32H135V35L133 34V36L134 37H132V40L134 39V40H137V41H139V40H141V41H139L138 43H136V45H137V47H136V45H135V50H131L132 49V47L130 48V50H129V52L130 51H135V52H137V53H135V52H132V54L134 55L135 54V56H137V57H135V60H136V58H137V61H138V64L140 63V64H142V62H143V64H146V63H144V62H146V61H148V65H146L147 67H151V65H149V63L151 62V61H153L152 59H158L161 55H157L156 57H154L155 56V54L156 53H158V51H159V49L161 48V50H162V48H164V45H165V48L161 51V52H164V54L165 55H167V56H165L163 53H162V56L164 55L165 56V58L163 57V59L166 61H164L163 59L161 60V58L159 59L160 60V62L161 63H163L164 62V64H167V65H165L164 66V68H162L163 70H167L166 71V73H165V71L163 72V70L162 69H160V68H158V67H162V65H161V63L159 62V60H158V63H157V61H156V63L155 64H158L157 66L155 65H153L152 64V67H155L154 69H153V71H156L155 69H156V67H157V69L159 70L158 71V74L160 73V71H162L163 73H165V74H167L166 76H168L167 78H166V76H164L165 74H163L162 72V75H160V76H162V77H165L166 79H168V80H166L168 83H169V81H172L171 79H169V77H171L170 75H172V74H175L177 71V76H178V74H179V76L178 77H180L181 78V86H179V84H178V86H179V88L177 87V88H173V89H171V87L173 86H171L170 87V89H167V91L169 92V90H174L175 91V94L174 93H172L171 91V93L169 92H167V93H165V94H167L166 95V97H168L169 95L168 94H170V96L169 97H172V95L174 96V100L172 99V104L173 105H179V103L177 104V102H175L177 99V97L179 96L178 94H180V93H178L177 91L178 90H180V88L182 89V91L185 93H183L181 90H180V92L181 93H183V96H185L186 94V97L188 96V98L189 97H191V96H195V95H197V94H199V95H202V94H206V95H208V97L209 98H211V95L213 94V90L212 89H210V90H207V93H206V86H207V84H208V82L210 83V77H208L209 75L211 76L212 74H214V72L217 70V69H219L220 67H221V61L220 62H216V60H218V57H220L223 53H224V49H226V48H229V47H231L232 46V43H230V44H227V43H225V42H223V41H221L220 39H218V40H214L213 38H211V37H209L208 36V28L209 27H218V26H220V24L222 25V21H223V19H224V16L221 14V15H219V10L217 9V8H214V7H212V6H210V5H203L204 3L203 2H205V4H207L206 3V0H198V2L196 1V0H193V1H195L194 3H195V11L191 14V12L189 13V15H188V17L189 18H191L190 20H191V22H190V24L191 23H193V24H191V26L193 25L194 26V28L192 27L191 29H193V31L191 30V32L189 33V35H190V37H188L189 38V40L191 39V40H193L195 43H196V45H195V43L194 42H192V41H188L187 40V43L185 42L184 43V45H186V46H188V45H190V46H188L189 48H187V47H185L183 44H181V43H178L179 45H177L176 44V46L174 45H172V46H166V44H164V42L165 41H163V37H162V35L165 33V32H168V31H172V30H170V29H172L175 25L174 24H176L177 23V21L180 19V17H181V14H179V12H180V9H181V7L179 8V9H176L178 6H179V3H181V1L179 0H175L174 1V4H173V1H170V0H164V2H168V4H166L167 5V7L169 8V9H171V7H170V5L172 6V5H174L173 6V8L171 9V12H170V10L168 9H164L165 8V4H162L161 2H163V0H160V2H159V0H157V1H153V0H151V1H153L152 3L150 2V3H148V1L146 2L145 0L143 1H137V3L139 2V4H142V10L140 11V9L138 8V7H140L141 8V6H138L139 4H136L135 3V0H134V3L136 4V7L139 9V11H138V9L135 7V10H136V12H142V11H144L146 8L145 7H148V9H150L151 7H153V9L151 8V11H155L157 8H158V4H160L161 3V5H162V7H161V5L159 6V8L157 9V11H159L160 9V12H162L161 14H159L160 12H157V11H155V12H157V15H158V17L160 16V19H162V20H164L163 18L165 17V22L166 23H168V21H169V19H170V16L172 17L173 16V14H171V13H174V15L175 14H179L180 15V17H179V15L177 14V15H175L173 18H171V19H175L176 18V20L177 21H175L174 20V22L172 21V27L170 28V22L171 21H169V26H168V24H167V26L164 24V26H166L164 29H162V28H160V26L161 25H163V21L162 20H160L158 17H156V14H154L155 12H151L150 10V12L148 13V11H146V10H148V9H146L144 12H142L140 15V17L143 19V21L141 20V19H139L141 22H138L139 20H137V21H134L133 23L135 24H133V23H131L133 20H136L137 18H136V16L139 18V14H135V13H133L135 10H134V3H132L133 1L132 0H130L129 2H131L130 3V5H131V7H130V5H129V3L127 2L128 0H126L125 1V3H126V6L127 5H129V7H126V9L127 8H129L128 10H126L125 8L124 9H122V10H124V11H122L121 9H120V7L121 8H123L124 7V5H125V3H123ZM169 1H170V3H169ZM184 1V3H182V9H185V7H186V9L188 8L187 7V5H188V2H191L190 0L188 1V0H183ZM185 1L187 2V5L185 4ZM251 1H255V2H257V3H255L254 2V4L251 2ZM117 2V3H116ZM120 2V3H119ZM121 2H122V4L123 5H121ZM141 2V3H140ZM142 2H144V3H146V4H143ZM155 2V3H154ZM157 2V3H156ZM159 2V3H158ZM163 2V3H164ZM175 2H177V3H175ZM197 2V3H196ZM203 3V4H200V3ZM207 2H209L208 0H207ZM249 2H251V3H249ZM260 2V3H259ZM114 3V4H113ZM119 3V4H118ZM128 3V4H127ZM148 3V4H147ZM247 3H249V7H251L252 9H253V7H255V9H257V11L255 10V9H253V11L258 15V16H261V14L263 13L264 14V12H261V11H264L263 10V8H264V1L263 0H247V2H246V4ZM134 4V5H133ZM153 4V5H152ZM155 4H157V6L156 7H154L155 6ZM175 4H177V5H175ZM184 4H185V7H184ZM256 4H258V5H256ZM113 5H114V7H113ZM132 5H133V8H132ZM143 5H146V6H143ZM253 5V6H252ZM255 5V6H254ZM261 5V6H260ZM262 5H263V8H262ZM116 6V7H115ZM123 6V7H122ZM150 6V7H149ZM177 6V7H176ZM180 6H181V4H180ZM188 6H190V4L188 5ZM201 6H204V7H206V8H204L203 10H202V8H201ZM211 7V10H210V7ZM164 7V8H163ZM198 7H200V8H198ZM261 9H260V8ZM114 8H116V9H114ZM118 8V9H117ZM145 8V9H144ZM154 8H156L155 10H154ZM163 8V9H162ZM209 9V11L210 12H212V13H210V12H208V9ZM130 9H132V11L130 12ZM198 9H200V10H198ZM205 9L207 10V12L205 11ZM260 9V11H258ZM167 10V11H166ZM173 10V11H172ZM174 10H178L176 13L174 12ZM218 10V11H217ZM120 11H122L123 13H121ZM126 11V12H125ZM128 11V12H127ZM164 11V12H163ZM170 12V13H166V12ZM182 11H184V10H181V12L180 13H182ZM197 11H199V12H197ZM200 11H202L203 13H200ZM120 12V13H119ZM151 14L152 15V17H156V19H154V18H151V15L149 16L148 14ZM261 12V13H260ZM126 13H130L129 15H130V17H129V19L130 20H126V17H128L129 15L128 14H126ZM204 13H206V14H204ZM208 13V14H207ZM211 15H210V14ZM123 14H126V16L125 15H123ZM136 15V16H131V15ZM142 14L144 15V17L146 18V20H148L147 18L149 17L150 18V20H148V23L150 22V25L153 23L152 22V20L154 21V20H160V21H155L154 23H155V27L153 26V28H152V26H148V24H147V22H146V20H145V18L142 16ZM153 14H154V16H153ZM165 14H170V15H168L167 17L164 15ZM213 14V15H212ZM262 14V16H264ZM122 15L123 16H125V17H122ZM128 15V16H127ZM198 15V16H197ZM206 15V17H208V18H206V17H204ZM210 15V16H209ZM218 15L219 16H221V17H218ZM2 16V15H1ZM0 16V28H2V26L4 25V23L2 22V20H4V21H6V17H4V19H2V17ZM163 16V18H161ZM191 16V17H190ZM262 16L260 17L262 20L264 19V17L262 18ZM24 17V16H23ZM133 17H135V18H133ZM169 17V18H168ZM179 17V18H178ZM210 17H213L212 19L210 18ZM168 19V21H166L167 19ZM189 18H188V21H189ZM206 20H205V19ZM216 18V19H215ZM30 19V18H29ZM204 19V20H203ZM221 19V20H220ZM122 20V22H120ZM208 20V21H207ZM219 20V21H218ZM27 21V20H26ZM92 21H93V18H91V23H92ZM115 21H114V23H115ZM130 21V22H129ZM203 21V22H202ZM207 21V22H206ZM146 22V28L144 29L143 27H145V26H143L144 25V23ZM158 22H160V23H158ZM179 22V21H178ZM202 22V23H201ZM153 23V24H154ZM158 23V24H157ZM174 23V24H173ZM204 23V24H203ZM121 24V25H120ZM157 25V26H156ZM132 26V27H131ZM159 26V27H158ZM17 28H15L14 26H12V32L14 33V32H16V35L14 36L16 39L14 40L15 42L14 43H16V45H17V47H19V49H20V46H21V49H23V47H22V45L24 44V45H26L25 47H24V49L26 48V47H28V44H25V43H22L21 45H20V43L18 42L19 41V37L20 36H18V34H20L19 32L21 31V26L20 25H18V26H16ZM63 27V29L65 28L66 29V27L65 26H62ZM61 27V28H62ZM118 27V28H119ZM125 27H122V28H124L125 29ZM158 28V29H161L162 31H159V30H156V32H155V28ZM14 28V29H13ZM18 28H19V30H18ZM60 28V30L61 31H59L58 30V32H62L63 31V29H61ZM87 28H89V30L87 29ZM90 28H93V31L96 33L97 31H99V33H94L93 31H92V29H90ZM121 28V27H120ZM121 28V29H122ZM136 28V27H135ZM134 27H133V30L132 31H137L136 29H135ZM156 28V29H157ZM17 31H16V30ZM65 29H64V31H65ZM96 29V28H95ZM99 29V28H98ZM129 29V30H128ZM152 29H154V31H151ZM165 29H166V31H165ZM83 30H85L83 33H86V31L88 30V34L86 33V34H84V36L82 35V31H80V33H81V35H80V37H77V38H81V37H83V40L81 39V40H79V42L81 43V47H82V49L83 48H85L86 46L88 47H86V49H89L90 51H87L88 52V54L90 55H88V54H85L84 53V50L82 51V49H81V47H79L80 46V44H79V42H78V44H77V42H75V40H77V39H75V37L74 38H70V39H68V41H65V43L62 41V40H60V43H62L61 45H59V43L57 44V42L59 41V39L57 40L56 38H54V35L52 36H50V35H46L47 36V38L46 37H44V36H41L42 38H44V39H42L41 37L39 38V39H42V40H44V41H46V39H48L49 40V36L50 37H52V38H54L55 40H57V41H55L54 39H50L51 41L49 42L48 41V43H47V45L49 46V44H50V46H51V43H52V41L54 40V42H56V44H57V47H58V45L59 46H61V47H58V50L56 49V44L55 43H53L52 44V46L54 45V47H52L51 49H50V46L48 47L47 45V47L48 48H46V46L44 47L43 46V43H41V42H43V41H39V39H38V42H34L33 41V43H35V46L36 45H38L37 43H40L39 45H38V48H39V50H40V52L41 53H38L35 49H37L38 50V48H37V46L35 47V48H33L32 46H31V44H33V43H31L30 45H29V47L31 46L32 48H33V50L31 49V48H29L28 47V49L26 50V51H28V50H32V51H36L38 54H40V56L38 57L37 56V54L35 55L34 53H36V52H33V54H34V56H33V54H32V51L30 52V51H28V53H26V51L24 52V53H26L27 55H25L23 52H22V50L20 49V53H17V52H19V50L18 51H16V53H15V49H14V47L16 46V45H13V41L12 40H9V41H5V43H8V44H10V45H8L7 46V44H1V42H4V41H0V45L2 46V47H4V45H5V47L4 48H2L1 46H0V64L3 62V60H5L4 59V57H6L7 56V53H8V47H12L11 49H9V53L8 54H11L10 55V59L9 60H14V64L13 65H18V63L20 64L21 63V60L22 61H24V64H26V65H30L33 69H34V66H35V68L38 70V68H39V61L38 60H41V61H43V62H41L40 61V67H41V69H43V75L41 74V72H39L38 73V71H37V73H38V75L39 76H37V77H40V78H33L32 76H30V78L32 79H29V76H25V75H23L22 77L21 76H18V78L17 77H14L12 74L10 75V73L9 74H7V72L6 73H4L3 74V72H5V70H3L4 68V62L0 65L1 67H2V69L0 68V73H1V75H0V80H2V81H0V154H2V153H6V152H9L10 150H11V148L13 147L12 145H10V144H12L13 142L15 143H17V145H16V143H15V145H14V147H13V149L12 150H19V149H22V146L24 147V144H22L21 143V140H23V139H26L27 138V136H28V128H27V126L29 125V124H27V122H26V120H28L32 115H33V121H31L30 123H32V124H36V123H42V122H40L39 120V118H38V116H40V115H42V114H44L45 115V118H47L48 119V122H46V123H44L43 125H41V127H40V143H41V145L42 146H44L45 148L46 147H50V149H49V152H47V153H49L48 155L49 156H47V153L45 154V160L44 161H46V158L48 159H50L51 158V156L53 157L54 155H52L53 154V148H54V150L56 149L55 147V145H56V141L60 138V136L59 135H61V134H65L64 133V131L63 130H65V128H66V130H65V132H67V131H69V130H71L72 128H74V127H72L71 125H70V122L71 123H73L74 121H75V123L74 124H72L73 126L74 125H76V123H77V126H76V128H77V131H78V126L80 125V122H81V124H83L82 123V119H81V117H83L84 115H85V117H86V114H87V116L88 117H90V120H91V116L93 115V111L90 113L91 114V116H90V114H89V112L87 111L89 108L91 109V107L93 106V108L95 107V109H93L94 110V112H95V110L97 111H100L101 109H99L98 107H101V106H103V108H102V110L104 109V108H108L109 107V105H111V104H109V103H107V104H105L106 102H109V100L111 99V102L113 101V103H112V105L114 106L115 105V107H113L112 105V107H113V109L114 110H110L112 107L110 106L109 108H108V110H109V112L107 113L108 115H115V116H117V117H120L119 115H122L123 114V112H124V114L121 116V117H127L128 116V114L132 111L133 113H137V111L139 110H141V109H144L145 107H144V105L143 104H145V103H147V102H145L144 100H146V99H143V96H146V97H148L150 94V96L151 97H154V95H155V98H153V100L155 101V100H157V98H158V102H162V103H164V102H168V100L170 99H168V98H164L165 96H161V95H164L163 93L165 92V89L163 90V89H160V91L159 92H163V93H161V95H160V93L158 94V93H156V94H158V96L159 97H157L156 96V94H152V93H154V92H158V88H159V85H158V83H157V85L158 86H156V83H154L155 84V86L156 87H154L153 85L151 86L150 85V88L151 87H153L152 89L153 90H155L156 88H157V90H155L154 92H150L149 93V91L147 92L146 91V93H144V91H142V93H138L140 96H139V98L140 97H142L141 98V100L143 99V101H142V106H140L141 107V109L139 108V103L141 102H139L138 100H136V101H138L139 103H137L136 102V106H138V107H136V106H133L134 104H133V101L135 102V96L137 95H135V94H132V98H128L129 97V95L128 96H123V98H124V100H125V102L126 103H128V104H130L129 105V109H128V105H127V107L122 103H117V102H114L116 99L114 98V97H112V96H110V97H112V98H110L109 96H106V95H101V94H98V92L97 91H94V90H91L90 88L88 89V87H87V85L88 84H91L92 82H91V80H90V82L91 83H89V81H88V78L89 77H92V76H94V75H92L93 73H94V71L96 70V71H98L97 69L100 67V65L99 64H96L97 63V56H95L94 57V55H93V57H91L92 56V54L95 52V50H100L99 52H103V54L101 53H99V52H97V54H95V55H101V56H103V58H101L100 56H99V61H98V63L100 62V60H101V64L103 63V61L105 60V62L106 61H108L107 63H105L104 62V65L106 64H108L109 62H111L110 61V58H108L110 55H111V57H114V59L116 60H113V58H112V61H113V63L115 64V69H118L119 68V66H124V67H126L125 65H126V63H127V61H129V65H130V62H132L133 63V65H132V63H131V66L133 67H126L125 69H122V67H120L119 69H122V72L124 71V70H131V68L132 69H134V68H137V69H135V71L136 70H139V72H140V70H142L143 72L145 71V70H143L144 69V67L142 68L141 67V69H139L138 67H140L141 65L139 64L138 66L136 65V67H135V63H137V61L135 62L134 60H132L133 58H134V56H133V58H132V56L131 57H128V56H126L125 54H128V53H125V51H127L128 52V49L127 48H125V47H127V42H129L128 41V39L130 40L131 38H129L128 37V35H129V33L128 34H126L127 35V37H128V39H127V37H126V39H124L125 40V42L123 41V44H122V40H119V42H117L118 41V39H117V41L116 42H113V43H115V45H118V43H119V45L118 46H116V47H114L113 48V46H114V44L111 42V43H107V41L105 40V34H104V32H101L100 31V29L99 30H97L96 29V31L94 30V26H89V27H86V28H84ZM91 30V31H90ZM206 30V31H205ZM63 31V32H64ZM131 31V32H132ZM196 31V32H195ZM204 31V32H203ZM62 32V33H63ZM65 32H68L67 30L65 31ZM91 32L93 33V34H91ZM131 32H130V34H131ZM151 32H153V33H151ZM157 32H161L160 34L158 33L157 34ZM90 33V34H89ZM134 33V32H133ZM191 33H193L192 35L193 36H191ZM15 34V33H14ZM94 34L97 36H99V35H101V36H97V38L95 39L94 37ZM157 34V35H156ZM205 35V37H204V35ZM2 35V34H1ZM132 35V34H131ZM159 35H161L160 37H159ZM87 36V37H86ZM89 36V37H88ZM91 36V37H90ZM92 36H93V38H92ZM104 38H103V37ZM130 36V35H129ZM195 36V37H194ZM55 37H56V35H55ZM102 37V39L104 40H102V39H100ZM145 37H146V39H145ZM149 37V38H148ZM6 38V37H5ZM87 38H89L88 40H91V42L90 41H88L87 40ZM92 38V39H91ZM98 38H99V40L100 41H98ZM139 38H141V39H139ZM195 40H194V39ZM199 38V39H198ZM85 39V40H84ZM149 39V40H148ZM162 39V40H161ZM196 39H197V41L199 42H197L196 41ZM18 40V41H17ZM93 40H94V43H93ZM95 40H97V41H95ZM127 40V41H126ZM151 40V41H150ZM17 41V42H16ZM36 41V40H35ZM71 41H72V43H71ZM84 41H86V43H87V41L88 42H90L88 45L84 42ZM103 41V42H102ZM121 41V42H120ZM144 41H148V42H151V43H146V42H144ZM47 42V41H46ZM46 42H44V45L46 44ZM73 42H75L74 44L75 45H73V47H74V49H75V51L76 52H78V51H80V52H78L77 54H81L82 55V57H84L83 55H88L89 57H91V59H89V57L88 56H86L87 58H85V59H82V57L80 56V58L82 59L81 61H84V62H86L87 60V64L86 65H84V64H82V65H84V66H89V67H86V70L84 69V71H83V68L82 67H80V69H78L79 67L77 66V65H79V66H81V61L79 60V55L77 56V55H75V57L77 56L78 58L77 59H75V57L73 58V59H75V60H73L72 62H75L76 60H77V64H76V62L75 63H73L72 64V62H68V57H70V53H71V56H72V52H74V54H75V51H74V49L72 48V46H69L68 45V43H71V44H73ZM142 42V43H141ZM161 42H162V44H163V47H159L160 45H161ZM191 43V44H189V43ZM211 42V43H210ZM18 43H19V45H18ZM83 43H85L84 45H83ZM92 43V44H91ZM95 43H97V44H95ZM100 43H103V44H100ZM107 43V44H106ZM140 43V44H139ZM143 43H145V44H143ZM194 43V44H193ZM213 43V44H212ZM214 43H216V45H214ZM70 44V45H71ZM93 44H94V46H93ZM111 44V46L109 47V45ZM120 44H122V45H120ZM124 44H125V46H124ZM143 44V45H142ZM147 44H149V45H151L152 44V46L151 47H149V46H147ZM154 44H155V47L157 46L158 48L156 49H154V51H153V47H154ZM205 44V45H204ZM210 44V45H209ZM13 45V46H12ZM23 45V46H24ZM69 47V48H72L73 49V51H72V49H69L68 51H72V52H69V54L67 53L66 55H68V57L66 58V59H68L67 60V62H65V57H66V55H65V57L63 56L65 53H63L64 51L66 52V49L68 48L67 46ZM83 45V46H82ZM100 45V46H99ZM101 45H102V48H100L101 47ZM144 46L143 48H145L146 50L149 48H151L152 49V51H151V49L150 50H144L143 48H142V46ZM180 45H182L181 46V48H182V50L180 49ZM203 45V46H202ZM214 46V47H212V46ZM42 46V47H41ZM65 46V47H64ZM75 46H76V48H75ZM95 47L94 49H92V52H91V49L89 48V47ZM104 46H106L105 48H107V50L108 51H106V53H105V50L106 49H103V47ZM122 46V47H121ZM141 47V51H137L139 48L138 47ZM162 46V45H161ZM194 46V47H193ZM207 46V47H206ZM255 46V45H254ZM44 47V48H43ZM66 48L64 51L62 50V51H60L61 49H64V48ZM117 47H119V48H117ZM148 47V48H147ZM172 47L174 48V49H172ZM176 47H177V49H178V52H177V50H175L176 49ZM179 47V48H178ZM193 49H192V48ZM196 47V48H195ZM209 47V48H208ZM210 47H212V48H210ZM246 47L248 48V49H251V45L249 44H247L246 45ZM46 48V49H45ZM55 48V49H54ZM80 48V49H79ZM98 48V49H97ZM100 48V49H99ZM166 48H167V51H166ZM185 48V49H184ZM5 49H7V51L5 50ZM18 49V48H17ZM23 49V50H24ZM42 49V50H41ZM53 49V50H52ZM60 49V50H59ZM79 49V50H78ZM137 49V50H136ZM184 49V50H183ZM189 49L190 50H192L193 52V55H191V56H189L188 54H190L189 52H191V51H189ZM212 49V50H211ZM3 50V51H2ZM5 50V51H4ZM13 50H14V54H12L13 53ZM45 50V51H44ZM50 50V51H49ZM78 50V51H77ZM101 50H104V51H101ZM144 50V51H143ZM173 50V51H172ZM186 50V51H185ZM197 51L198 52V50H199V56H197V53H195L194 54V51ZM210 50V51H209ZM2 51V52H1ZM44 51V52H43ZM46 51H47V53H46ZM67 51V52H68ZM82 51V52H81ZM94 51V52H93ZM125 53L124 55H123V52ZM145 52L146 54H147V52L149 51H151L152 53H149V55L150 54H154V56H153V58L151 59V61L149 60V59H144V61L142 60L143 58H144V55H142V53L141 52ZM157 51V52H156ZM183 51H185V52H183ZM189 51V52H188ZM204 51H205V53H204ZM4 52H6V53H4ZM86 52V51H85ZM90 52H91V54H90ZM108 52H110V53H108ZM112 52V53H111ZM115 52H117V53H115V54H117L118 56H119V58L121 57V55H122V57L120 58V61H121V63L118 61L119 59L117 58L118 56H116L114 53ZM119 52H121L120 54H119ZM139 52V53H138ZM156 52V53H155ZM173 52V53H172ZM177 52V53H176ZM209 52V53H208ZM212 52V53H211ZM214 52V53H213ZM3 53H4V55H3ZM42 53H43V56L45 57V56H47V58H41V55H42ZM46 53V54H45ZM60 53H62L61 55L64 57V58H62V56L60 55ZM159 53H160V51H159ZM180 53V54H179ZM5 54H6V56H5ZM16 54V55H15ZM56 54V55H55ZM74 54H73V56H74ZM108 56L109 54V56L107 57L106 55ZM112 54H114V55H112ZM130 54H131V52H130ZM136 54H138V55H136ZM144 54V53H143ZM161 54V53H160ZM177 54H179V55H177ZM203 54V55H202ZM12 55H13V57H12ZM15 55V56H14ZM18 55V56H17ZM51 55V56H50ZM105 55V56H104ZM140 55H142V57H140ZM148 55V56H149ZM196 57H195V56ZM31 56H33L35 59L33 60L32 58H31ZM38 57V59H36L37 57ZM42 56V57H43ZM124 56V57H123ZM138 56H139V58H138ZM147 55H145V58H149ZM151 55H150V57H152ZM173 56H174V58H173ZM208 56V57H207ZM262 56V55H261ZM264 56V55H263ZM30 59H29V58ZM53 57V58H52ZM61 57V61L62 62H60V64L62 65V64H64V68H61V67H59L60 68V70L58 71V69L59 68H54V63L56 64V66H57V64H59L58 63V60L60 61V58ZM129 58V60H127L128 58ZM172 58V60H171V58ZM197 59H195V58ZM14 58V59H13ZM71 58V57H70ZM124 59V61H126V63L125 62H123L122 63V61L123 60H121V59ZM132 58V59H131ZM140 58H141V60H142V62H140L141 60H140ZM170 58V59H169ZM182 58V59H181ZM193 58V59H192ZM200 58V59H199ZM205 58V59H204ZM217 58V59H216ZM259 58H261V57H258L257 59H253V60H255V61H257V62H259L260 61V64L259 63H257V62H255V61H251L252 63H254V65H253V67H251V71L249 72H247V73H251V72H253V73H255L254 72V70L255 71H257L256 73H260V75H259V80L257 79V77H255V80H256V83H252V85H251V83L249 84L248 83V85H247V83H245L244 84V81H241L240 83L242 84L243 83V85L244 86H242V90H243V87H244V89H245V86H249L248 88H249V91L248 92H244L246 95H247V93H253V87H254V85L253 84H255L256 86L255 87H257V85H258V82L257 81H260V80H264V73H262V72H264L263 70H264V63H262L263 64V67H262V64H261V60H259ZM20 59V60H19ZM46 59H47V61H48V63H50V64H48L47 63V61H46ZM54 59H55V61H54ZM93 59V60H92ZM108 59V60H107ZM179 59V60H178ZM19 60V62L17 63V61ZM33 60V61H32ZM36 60V62L38 63V66H37V64H36V62H35V64L36 65H33L34 64V61ZM44 60L46 61L45 63H46V65L48 64V65H52V67L54 68H51V69H53V70H56L55 72H56V74H54V75H56V76H54L53 75V73H55L53 70V72H51V69L50 68H46V66H44ZM51 60H53V61H51ZM70 60H72V59H70ZM69 60V61H70ZM89 60H91L90 62H91V65L94 63V60H95V64H93V66L91 67L89 64H88V62H89ZM103 60V61H102ZM131 60V61H130ZM140 60V61H139ZM146 60V61H145ZM215 60V64H214V62H211V61H214ZM93 61V62H92ZM117 63V66H116V63ZM118 61V62H117ZM163 61V62H162ZM204 61V62H203ZM211 63H210V62ZM53 62V63H52ZM84 62H82V63H84ZM155 62V61H154ZM169 62H171V63H169ZM41 63L43 64V65H41ZM70 63V64H69ZM78 63H80V64H78ZM122 64V65H120V64ZM152 63V62H151ZM213 63V64H212ZM22 64H23V62H22ZM21 64V65H22ZM67 64H69L68 65V68L66 67L67 66ZM76 64V65H75ZM111 64H112V62H111ZM113 64V65H114ZM123 64H125V65H123ZM128 64V63H127ZM142 64V65H143ZM211 64V65H210ZM33 65V66H32ZM60 65V66H61ZM72 67H71V66ZM73 65H75L76 67L74 68L73 67ZM104 65H103V68H104ZM108 65H110V64H108ZM106 66V68H104L105 70H107L108 68H111L112 66L110 65V66ZM169 65H171L170 67H172V68H170V69H172V70H170L168 67H169ZM173 65V66H172ZM210 65V66H209ZM251 65V66H252ZM256 65V66H255ZM257 65H259V66H257ZM44 66V67H43ZM55 66V67H56ZM69 66L72 68H70L71 70H69ZM96 68H95V67ZM146 66H145V68H146ZM168 66V67H167ZM262 68H261V67ZM43 67V68H42ZM63 67V66H62ZM78 67V68H77ZM95 69H94V68ZM101 67H102V65H101ZM108 67V68H107ZM118 67V68H117ZM152 67H151V69H149V70H152ZM168 68V69H166V68ZM173 67H175V68H173ZM209 68V70H208V68ZM219 67V68H218ZM257 67V68H261V72H260V70L259 69H255V68ZM46 68V70H45V72H44V69ZM81 68H82V75L81 74H79V73H77V72H80V70H81ZM88 68L90 69L89 70V72L92 70V72L91 73H89L88 72ZM193 68V69H192ZM202 68V69H201ZM252 68H253V70H252ZM6 69V68H5ZM35 69V70H36ZM41 69H40V71H41ZM50 69V74H47V73H49V71H47V70H49ZM64 69V71H61V70H63ZM66 69H68L69 70V72H67V71H65ZM74 69V70H73ZM173 69H177V71H175V70H173ZM196 69V70H195ZM201 69V70H200ZM10 69H8L7 71H9ZM75 72L76 71V74L75 73H73V71ZM94 70V71H93ZM109 70V69H108ZM107 70V71H108ZM149 70H147V71H149ZM199 70V71H198ZM13 71H14V69H13ZM47 71V72H46ZM59 73H58V72ZM61 71V72H60ZM87 72V73H84V72ZM141 71V72H142ZM146 71V72H147ZM173 71H175V72H173ZM208 72V74H207V72ZM242 71H244L243 69H240L239 71H238V73L236 74V77H237V75L238 74H240V73H243V74H240V75H242V77L244 78V77H246L247 78V76L245 75V73L244 72H242ZM62 72H64V73H62ZM142 72V73H143ZM146 72H144V73H146ZM169 72V73H168ZM173 72V73H172ZM185 72H187V73H185ZM45 73H46V75H45ZM67 73L68 74H70V77L69 76H67ZM71 73H73V74H71ZM85 75H84V74ZM89 73V74H88ZM96 73V72H95ZM149 73H150V71H149ZM149 73H147L148 75H149ZM151 73H153V76L152 77H154V75H158V74H154V73H157V71L156 72H151ZM172 73V74H171ZM192 73V74H191ZM195 73V74H194ZM200 73H202V74H200ZM205 73H206V76H205ZM52 74V75H51ZM59 74H62L63 76L64 75H66V76H64V77H66V79H68V80H65V78L63 79L62 77V75L60 76ZM81 75L80 76V78H79V76H75V75ZM88 74V75H87ZM98 74V73H97ZM147 74H145V75H147ZM170 74V75H169ZM187 74V75H186ZM188 74H189V76H188ZM199 74V75H201L200 76V78H199V75L197 76V75ZM257 74V75H258ZM261 74H262V76H261ZM10 76V77H8V76ZM74 75V76H73ZM89 75H91V76H89ZM256 75V76H257ZM44 76V77H43ZM54 76V77H53ZM58 76H60V77H58ZM71 76H73V80H75V81H77V82H75V83H78V84H72L71 82H74V81H72L71 80ZM84 76V79L86 80L87 79V81L88 82H86L85 80H83L81 77H83ZM86 76H87V78H86ZM89 76V77H88ZM150 76H151V74H150ZM174 76V75H173ZM260 76H261V78H260ZM7 77H8V79H7ZM28 77V78H27ZM42 77L44 78V79H42ZM46 77L48 78V80L46 79ZM50 77V78H49ZM52 77V78H51ZM95 77H96V75H95ZM159 77V76H158ZM183 77H185L184 79H185V81H187V84H188V82H189V80H190V84H188L187 86H186V84H185V81L183 82L182 80H184L183 79ZM190 77H193V78H190ZM198 79H197V78ZM239 77V76H238ZM241 77V76H240ZM263 77V78H262ZM3 78V79H2ZM78 78V80H76ZM94 78V77H93ZM92 78V79H93ZM155 78H157V77H155ZM173 78V77H172ZM195 78V79H194ZM10 79V80H9ZM34 79V80H33ZM37 79H39V80H37ZM41 79V80H40ZM80 79H82L81 81H84L85 82V84L83 83V82H80L79 83V81H80ZM90 79V78H89ZM96 79H97V77H96ZM193 79H194V81H193ZM196 79L197 80H199V82H200V86H199V89H197L196 88V86H197V84H198V82L196 81ZM250 79V78H249ZM9 80V81H8ZM14 80V81H13ZM27 80L29 81V82H27ZM45 81L44 83H43V81ZM71 80V81H70ZM157 80H158V82L160 83V81L159 80H161V78L159 77V78H157ZM253 82H254V79H251ZM32 82V84H31V82ZM40 81H41V83H40ZM165 81V83H167ZM177 81H179V79L177 80ZM6 82V83H5ZM13 82V83H12ZM36 82V83H35ZM38 82V83H37ZM69 82H70V84H69ZM93 82H95V78L93 79ZM175 81H173V82H171L172 84L174 83ZM192 82V83H191ZM193 82H196V83H193ZM204 82H206V83H204ZM261 83H262V81H260ZM33 83H34V86L32 87L31 85H33ZM41 84V86H40V84ZM43 83V84H42ZM63 83H65V84H63ZM67 83V84H66ZM81 83H83V84H81ZM86 83H87V85H86ZM177 83H179V82H177ZM263 83H264V81H263ZM29 84V85H28ZM38 84H39V86H38ZM70 86H69V85ZM72 84V85H71ZM192 84V85H191ZM194 84H196V86H193ZM202 84V85H201ZM35 85H37L36 87H35ZM67 85V86H66ZM78 85V86H77ZM80 85H82L81 86V89L79 88L80 87ZM85 87H84V86ZM168 85H170V84H168ZM174 85H176V84H174ZM193 86V87H191V86ZM259 85H261V84H259ZM189 86V87H188ZM238 88L240 89L241 88V86L238 84ZM252 86V87H251ZM41 87H45L44 89L43 88H41ZM86 88L87 89V91H86V89H84V88ZM187 87H188V90H187ZM202 89H201V88ZM263 87V86H262ZM46 88H47V90H46ZM191 88H195V89H197L195 92H194V94H193V90L191 89ZM204 88V89H203ZM177 91H176V90ZM200 89H201V91H200ZM81 90V91H80ZM84 90L86 91L85 93H84ZM241 90V89H240ZM241 90V91H242ZM245 90H247V89H245ZM245 90H243V91H245ZM10 91H13V92H10ZM14 91H16L15 92V95H14ZM188 91H192V94H190V92H188ZM213 91V92H212ZM241 91H239V92H241ZM242 91V92H243ZM10 92V93H9ZM45 92V93H44ZM49 92V93H48ZM204 92V93H203ZM210 92V93H209ZM13 93V94H12ZM47 93V94H46ZM86 93H88V94H86ZM12 94V95H11ZM145 94V95H144ZM147 94V95H146ZM220 94L221 95H218L217 97H219V96H223L224 94H222L221 92H220ZM11 95V96H10ZM14 95V96H13ZM81 95V96H80ZM83 95V96H82ZM134 95V96H133ZM181 95V94H180ZM245 95V96H246ZM8 96V97H7ZM138 96V95H137ZM149 96V98H150V100L152 99L151 97ZM247 96H249L250 97V95H247ZM246 96V97H247ZM86 97V98H85ZM133 97H135V98H133ZM161 97V98H160ZM221 97H219L218 99L219 100H217V98H216V96H215V102H214V104H215V106H225V108L227 109V110H229V108H227V107H230V105L228 106H226V104H225V101L223 100H221L222 98ZM225 96H223V98H224ZM229 97V96H228ZM122 98V99H123ZM145 98V97H144ZM159 98L161 99V100H159ZM179 98V97H178ZM94 99V100H93ZM115 99V100H114ZM126 99H128L127 101H126ZM132 99H133V101H132ZM136 99H138V97L136 98ZM165 99V100H164ZM166 99H167V101H166ZM170 99V100H171ZM179 99H181V98H179ZM191 99V98H190ZM225 99V98H224ZM46 100V101H45ZM51 100H52V102H51ZM79 100H81V101H79ZM84 100V101H83ZM87 100H88V102L89 101H92L93 102V105H92V103L91 102H89V103H91V104H89V103H87V104H89V105H91V107L89 106V107H87L86 105V103L85 102H87ZM95 100H97V102L99 103V104H101V103H103L102 101L104 100H107V101H105V103H103V105L101 104V106H98V104H97V102L95 101ZM101 100V101H100ZM131 100V101H130ZM140 100V99H139ZM150 100L148 99L147 101H149L148 103L150 104H152L153 103V100H151V102H150ZM169 100V101H170ZM179 101H181V100H178V102ZM59 102V103H58ZM61 102V103H60ZM62 102H63V105H62ZM221 102H224V103H221ZM54 103V104H53ZM56 103V104H55ZM58 103V104H57ZM83 103V105L81 106V104ZM147 103V105L148 106H146V108H149V111H148V109L146 110V108H145V110H142V112L143 111H145L146 112V115L147 114H150V109L153 111L154 109H155V107H160V110L162 109V108H169V106H167V105H165V103H164V105L165 106H163L162 105V103H161V105H159L160 103H155V104H157V106H155L154 105V103H153V105L152 106H155V107H153V109L152 108H150L151 106H149V104ZM176 103V104H175ZM219 103V104H218ZM41 104V105H40ZM48 104V105H47ZM76 104V105H75ZM84 104H85V106H86V108H85V106H84ZM97 106H96V105ZM105 104V105H104ZM117 104V105H116ZM119 104H121V105H119ZM150 104V105H151ZM171 104V105H172ZM216 104H218V105H216ZM223 104V105H222ZM44 105H47V106H44ZM51 105V106H50ZM53 105V106H52ZM54 105H55V107H54ZM57 105H58V110H57ZM61 105V106H60ZM64 105L66 106V107H64ZM124 106V109H125V111H126V116H125V111H123V112H121L122 111V109L120 108V107H122L123 108V106ZM133 106V108H132V106ZM172 105V106H173ZM41 108H40V107ZM50 108H49V107ZM75 106V107H74ZM105 106V107H104ZM116 106H119L118 108L119 109H121L120 111H119V109L116 107ZM167 106V107H166ZM171 106V107H172ZM214 106V107H215ZM42 107H44V108H42ZM51 107H53V109H51ZM77 107V108H76ZM85 108V111H87L88 113H86L85 111H83V109L81 110V108ZM96 107H97V109H96ZM219 107V108H220ZM20 110H19V109ZM40 110H39V109ZM106 108V109H107ZM118 110H117V109ZM126 108L128 109V111H129V113L127 112V110H126ZM130 108H131V110H130ZM134 108H135V110H134ZM42 109V110H41ZM47 109V110H46ZM50 109L51 110H54V113H51V111H50ZM137 109V110H136ZM231 109H233L232 107H231ZM39 110V111H38ZM44 110V111H43ZM100 111V112H97V113H99L100 115L102 114V115H104L105 114V111L103 112V111ZM107 110V111H108ZM116 110H117V113L119 114V115H116L114 112H116ZM157 110V109H156ZM159 110V109H158ZM163 110V109H162ZM61 111V112H60ZM113 113H112V112ZM119 111V112H118ZM135 111V112H134ZM18 112V113H17ZM56 112V113H55ZM132 112L130 113V116H132L131 114H132ZM141 112V113H142ZM145 112H144V114H145ZM37 113H39V114H37ZM82 113H83V116H82ZM86 113V114H85ZM141 113H139V114H141ZM55 114H57V115H60V118H58V119H53L52 121L50 120L51 118H52V116L53 115H55ZM81 114V115H80ZM94 114H96V113H94ZM106 114V115H107ZM143 114V113H142ZM141 114V115H142ZM80 116V119L79 120H81V121H79L78 119H76V120H78L77 122H76V120H74V118L76 117L77 118V116ZM134 115V114H133ZM136 115H138V113L136 114ZM141 115H138L139 117H141ZM30 116V117H29ZM135 116V115H134ZM19 117V118H18ZM28 117V118H27ZM88 117L85 119H83V121L85 120V121H90V120H87L88 119ZM136 117V116H135ZM23 118H24V120H23ZM25 118H27V119H25ZM37 118V119H36ZM70 119H72V121L70 120ZM74 120V121H73ZM245 120V121H244ZM244 120H241V121H244L245 122V125H243L244 124V122H241V123H243V124H241L240 126H241V128H239L240 129V135L243 137H241L240 135H236L237 136V138H236V140L238 139V143H240V149H241V151L243 150H248L247 152L246 151H242V153L240 154L241 155V157H239L238 159H240L239 160V164H238V168H236V173H233L234 174V177L236 178V181H235V183L234 182H231V181H233V180H231L230 179V181L228 182V173H229V167L228 166H226V164H224L225 163V161H223V160H225L223 157H225L224 156V153H222V151L217 147L219 144H223V141H222V143H221V141L218 139V141H215V142H217L218 143V145H217V143H215L216 144V147L217 148H215L216 149V151H218V149H219V157L218 158H223V160L221 159V161H219L218 160V163L220 162H222V166H220L219 164H217V161H216V159H218L215 155L214 156H211L212 158L213 157H215V161H214V158L213 159H209L210 161H212L211 163H215V166L217 165V167L219 168V166L222 168V171H221V168H219V170H220V173L222 174L223 173V175L226 177L227 176V178H226V183L225 184H227V185H225L223 182L225 181L224 180V178L222 177L221 178V181L220 182H222V183H220V186H219V196H212V197H209V196H207V201L209 202V204H210V207H212L213 205H214V207H215V210H219V211H221L222 213L221 214H223V217H224V219H221V221L219 222H215V220H211V225H212V227H214V228H216L217 229V227L219 228V226L221 227V228H224L225 229V225H226V221L227 220H229V219H232V218H234V217H240L243 221H245L246 220V222L248 221V222H252L253 224H258V225H260L261 227H264V208L262 209L261 208V206H259L258 205V200L256 201V199L254 200V197H250V195H253V194H255V191L256 190H253L254 188H258V187H261V186H264V132H260V130H264V129H262L263 128V126H261V129H260V125L259 126H254V125H252L251 124V122H249V121H247L246 119H244ZM85 121H84V123H85ZM27 124V125H26ZM79 124V125H78ZM25 125H26V127H25ZM54 125V126H53ZM248 125V126H247ZM69 126V127H68ZM84 127V124L83 125H80L79 127ZM239 126V127H240ZM245 126H247V127H245ZM249 126H252V128L251 127H249ZM25 127V128H24ZM53 127V128H52ZM59 127V128H58ZM61 127H62V129H61ZM81 127V128H82ZM253 127H255L254 129L255 130H250L249 128H251V129H253ZM257 127H258V129H257ZM52 128V129H51ZM69 128H71V129H69ZM81 128H79V130L81 131L82 129ZM46 129H48V130H46ZM69 129V130H68ZM239 129L237 130V131H239ZM241 129L243 130V131H241ZM247 130V131H245V130ZM58 130H60V132H58ZM248 130H250V131H248ZM57 131V132H56ZM71 131H73V133L74 134H76V129L74 130H71ZM71 131H69V132H71ZM75 131V132H74ZM254 131H256V135L255 134H252L251 135V133L253 132L254 133ZM244 133V134H242V133ZM56 133H57V135H56ZM68 133V132H67ZM246 133V134H245ZM247 133H249V135L247 134ZM263 135H262V134ZM4 134V135H3ZM257 134H261V135H259V137H258V135ZM244 135H245V137H244ZM4 136V137H3ZM58 136V137H57ZM246 136L248 137L247 139H246ZM251 138H250V137ZM257 138H256V137ZM261 136H263V137H261ZM239 137V138H238ZM254 139H253V138ZM261 139V140H259V139ZM57 139V140H56ZM240 139V140H239ZM244 139V140H243ZM246 139V140H245ZM15 140H17V141H15ZM215 140H217V139H215ZM252 140V141H251ZM10 141H12L11 143H10ZM55 141V142H54ZM220 141V142H219ZM242 141V142H241ZM243 141H245V142H243ZM255 141V142H254ZM10 144H9V143ZM53 142H54V144H53ZM250 142V143H249ZM242 143V144H241ZM53 144V145H52ZM214 144V145H215ZM251 144H253V145H251ZM220 145V146H221ZM248 145V146H247ZM257 145V146H256ZM11 146V147H10ZM20 146V147H19ZM54 146V147H53ZM245 148H244V147ZM247 146V147H246ZM250 146V147H249ZM254 146H256V148H254ZM18 147V148H17ZM66 148H68V149H70L71 148V146L69 147H67L66 146ZM248 148V149H247ZM250 148H251V150L252 151H250ZM258 148H262V149H258ZM225 149V148H224ZM224 149L222 148V150L224 151ZM256 149L257 150H260L262 153H260V151H257L258 153H260V154H256L257 152H255L256 151ZM253 150H255L254 151V153H253ZM221 151V152H220ZM251 152V154L253 155V157H252V155H251V157H252V159L254 158V157H256V158H254V159H257V160H252V161H254L253 163H251V166H250V168L249 167H246V166H248V164L250 163V156H249V153L248 152ZM245 152L247 153V154H245ZM216 153V152H215ZM218 153H217V156H218ZM220 153H222L223 155H221L222 157H220ZM239 155V156H240ZM128 156V157H127ZM247 157V158H246ZM250 157V158H249ZM134 158V156L133 155H130V154H128V155H126V159L127 160H132ZM244 158V159H243ZM52 159V158H51ZM209 161V162H210ZM43 164V163H42ZM42 164H40V166L36 169L37 171H43L44 169H43V166H42ZM245 164H247V165H245ZM219 165V166H218ZM249 168V169H248ZM223 169H224V171H223ZM239 169V170H238ZM61 170V169H60ZM228 170V171H227ZM232 170V171H231ZM231 174H232V172H233V168H231ZM247 170V171H246ZM124 171H126V170H124ZM123 170H122V172H123V174H122V172L120 173V177L121 178H126L127 177V174H125L126 172H124ZM234 171V172H235ZM228 172V173H227ZM229 173V174H230ZM122 174V175H121ZM236 174V175H235ZM237 176V177H236ZM33 177H35V176H33ZM98 179H100L102 182H103V184L104 185H107V180H105L106 179V177L104 176H100V177H98ZM223 179V180H222ZM207 190L206 191H208L210 188L212 189V188H214V185H215V183L214 182H212L210 179H208L207 180ZM213 183H214V185H213ZM234 183V184H233ZM259 185V186H258ZM252 186H255L254 188L252 187ZM247 190H250V191H247ZM194 196L196 197V198H198L199 196H200V193L199 192H195L194 193ZM252 198H253V200H252ZM65 209V211H60L59 212V214H62V216H65V215H67V213H68V209L66 210V208H64ZM62 216L61 215H58V217H57V219H56V221L55 222H57V224H55V227H54V223L55 222H53L52 223V227H51V234H52V241H53V244H52V247H51V249H49V250H51V252L50 251H48L49 253H48V255L50 254V257H48L49 258V263L50 264H63V258H62V255L64 254V252H65V250L63 251V252H61V254H60V246H61V242H62V240L60 239V238H58L57 236H58V231L57 230H59L58 229V226L60 225V223H59V225H58V222H59V220L62 218ZM59 217H61L60 219H59ZM226 219V220H225ZM219 225V226H218ZM60 227V226H59ZM53 228V229H52ZM264 229V228H263ZM222 231H223V229H221ZM226 229L224 230V232H222V233H224V235H225V243H226V245H227V251H228V254H231V258H232V263L231 264H240V259H239V257L237 258V259H239V261H237L236 260V256L234 255V258H235V261H234V258H233V253H235L236 255H237V252H235V246L234 247H232V246H229V244H230V238L228 237V235L226 234ZM54 237V238H53ZM50 248V247H49ZM237 248V247H236ZM237 251V250H236ZM52 253V254H51ZM126 255V254H125ZM124 256V255H123ZM127 257H128V260L126 259L127 257H123L125 260V262L126 263H130V262H132L131 260H130V262H128L129 261V259H130V257L128 256V255H126ZM229 256V255H228ZM62 258V259H61ZM205 261V260H204ZM237 261V262H236ZM222 262V263H221ZM239 262V263H238ZM133 263H134V260H133ZM132 263V264H133ZM217 264H227L225 261H223L221 258H220V256L219 257H217V262H216ZM131 264V263H130ZM176 264V263H175Z\"/></svg>", "mask_w": 264, "mask_h": 264}]
</instances>
